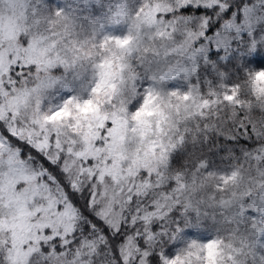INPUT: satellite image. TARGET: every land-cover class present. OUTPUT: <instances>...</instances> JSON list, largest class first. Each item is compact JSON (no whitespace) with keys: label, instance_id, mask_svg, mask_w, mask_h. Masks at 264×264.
Returning <instances> with one entry per match:
<instances>
[{"label":"rangeland","instance_id":"1","mask_svg":"<svg viewBox=\"0 0 264 264\" xmlns=\"http://www.w3.org/2000/svg\"><path fill=\"white\" fill-rule=\"evenodd\" d=\"M142 1L145 3V0H0V63L7 65L11 53L14 57L11 63L20 58L36 66L27 83L21 81L10 96L3 93L9 108L28 122L17 134L32 139L39 132L31 124H38L46 133L38 141V147L47 150L48 136L54 133L55 147L65 152L66 159L72 158L71 164L77 170L76 182L81 176L89 180L94 175L98 184L108 182L117 190V196L122 195L126 212L130 211L129 197L137 204L141 201L150 204L151 208L140 204L132 223L137 220L146 223L181 205L185 211L206 215L210 222L217 219L227 222L230 226L227 237L210 236L217 244L208 246L206 251L200 244L207 241H197L190 246L192 251L185 250L178 257L176 264L201 261L255 264L257 249L264 247L259 240L264 231V165L259 164L264 158V75L254 74L256 87L247 97L232 103H214L212 114L205 112L208 108L204 100L210 103L213 100L200 96L190 78L202 59L191 58L195 34L185 37L184 25L180 24L176 25L173 39H165L164 33L171 31L176 18L168 22L159 19L156 13L170 10V0H149L154 7L138 18L136 12ZM57 9L64 12L59 17L55 15ZM183 19L192 24L203 17L186 15ZM257 22L255 17L251 21L246 17L242 26L232 27L247 29ZM129 35L134 42L126 52L118 51L114 45L100 47L105 36ZM202 35L207 40L213 39L206 33ZM226 35L235 38L230 33ZM22 36L27 38V46L21 43ZM102 60L105 65L101 64ZM173 72L179 74L163 79L165 73ZM145 79L150 82L144 84ZM175 79L181 80L183 87L167 89L166 85ZM149 87H154L155 94L139 111H130L131 103L143 95L140 89L146 91ZM172 90L191 91V94L186 101L169 95ZM225 93L215 99L222 101ZM69 98H74L71 106L58 110ZM241 112L243 122L248 124L237 128ZM4 114L0 106V118ZM108 122L112 126L100 143L101 130ZM206 122L209 134L228 141V146L222 148V159L228 166L212 170L211 174L202 169L188 179L170 178L165 165L173 146L183 140L189 125L201 127ZM7 151L0 143V154ZM229 152L233 157L244 156L253 173L244 174L233 166L235 160L230 164ZM89 159L93 162L91 166L86 164ZM144 171L154 179L142 177ZM222 175L230 179L222 182ZM207 177L212 178L213 193L205 196ZM241 178L244 180L240 181ZM169 182L176 187L166 192L162 186ZM55 191L14 154L0 155V256L7 253L12 264H26L27 253L21 246L27 248L43 238V227L55 215ZM146 195L152 199H145ZM249 209L258 213L256 219L246 216ZM64 215L68 216L67 210ZM143 226L150 237L146 224ZM95 244L96 241L84 242L77 249L75 261L93 264ZM133 244L129 240L124 253H129L131 245L134 252ZM75 261L63 258L60 264H75Z\"/></svg>","mask_w":264,"mask_h":264},{"label":"snow or ice","instance_id":"2","mask_svg":"<svg viewBox=\"0 0 264 264\" xmlns=\"http://www.w3.org/2000/svg\"><path fill=\"white\" fill-rule=\"evenodd\" d=\"M51 2V0H49ZM154 4L145 0L136 12V17H142L146 12H150ZM170 10L157 12V17L161 20L172 22L175 19V25H171V31L164 33L165 39H173L177 32L176 25H184L185 37H190L193 33L196 38L191 41L193 46V55L191 58H207L220 63L222 54L227 55L228 59L223 65L225 68L234 69L241 76L248 74L264 75V0H257V3H249V0H170L168 4ZM220 13L217 16V13ZM64 12L60 9L55 10L57 17ZM186 15L202 16L203 19L197 23L190 24L189 21L183 19ZM246 17L251 21L253 17L257 19L255 26L251 24L247 29L243 27H232V25L242 26ZM190 30V31H189ZM206 33L213 37L212 40H207L202 34ZM226 33H230L229 38ZM21 43L27 46L28 40L25 37H20ZM131 35L129 36H105L100 41V47L103 49L106 46L111 48L113 45L118 51H125L131 48L133 44ZM207 47H204V45ZM235 46V47H234ZM215 48V51H211ZM14 59L9 53V63L4 65L0 63V106L4 109V115L0 118V143H3L7 148V153L0 155L14 154L20 160L29 165L34 172L39 173V179L46 184L49 189H55L54 195L57 196L55 206V215H52V222L47 224L42 229V239L30 243L25 248L21 246L22 251H26V264H34L36 257H39L42 264H53L57 258L63 257L67 261H75L77 249L84 242L100 241L92 249V255L95 257H103L104 260L100 264H105V261L114 262V264H140L143 260L145 264H176L179 256L185 251H192L191 245L197 244V241H207L206 244H200L202 248L207 249L208 246L217 244L216 239H210V235L216 225L207 218L206 215L183 209V206L176 207L166 218L164 222H153L149 225L150 231L153 234L162 232L167 228V232L160 236V243L151 251L146 243L147 235L143 230V222L137 220L132 223V217L136 215V209L140 204H146L151 208L146 201H141L140 204L136 200L129 197V212L124 213V218L116 224L112 221L111 215L107 214L104 205L98 202L99 189L93 190V185L98 184V177L93 176L87 183L84 182L83 176L80 181L76 182V178L69 171L65 170L66 154L62 149L55 147L56 135L53 133L48 136L49 146L47 150L38 147L40 141L46 134L40 129L39 125L32 123L31 127L39 135H33L29 139L25 135H18L17 132L26 126L27 121H22L20 117L6 103V97L3 93H8L9 96L13 93L14 88L19 87L21 81L28 82L30 74L36 71V66L28 64L23 59L15 58V63H11ZM105 65V61H101ZM247 70V72H245ZM178 72L171 74L165 73L163 79L166 80L170 76L178 75ZM148 79L144 80V84H148ZM99 83H102L100 81ZM167 89H177L183 87L182 81L175 79L166 85ZM239 85H231L230 92L223 95L222 101H217L213 98L210 103L204 100L203 104L206 108H211L212 103H232L237 97L232 94L234 89ZM154 87H149L145 91L140 89L143 95L136 99L130 105V111L137 112L155 93ZM95 91V89H94ZM191 91H169V95L177 98H183L187 101ZM74 98L66 99L63 107L58 110H64L71 106ZM237 107H240L237 105ZM241 123L236 125L240 128L241 125L248 123L244 121L243 113H238ZM111 122L106 123L105 128L101 130V141L107 137L108 130L111 128ZM241 130H244L241 128ZM249 134L251 130L248 129ZM208 132L202 135L206 136ZM244 143V141H241ZM186 145L181 140L178 146H173L169 154L170 166L173 168H183V161L188 153L182 151ZM203 150V149H202ZM55 154V155H54ZM203 162V159H200ZM92 160L89 159L86 164L92 165ZM219 164V160H214L205 167L204 171L211 174L212 164ZM233 176L235 173L232 174ZM142 177H147L149 180L154 179L147 171L141 173ZM230 177L222 175L220 180L227 182ZM75 182V186H74ZM176 187L174 183H169L164 186V191H170ZM219 187V185H218ZM67 210L68 216L64 213ZM246 216L256 219L258 213L253 210H246ZM139 230V231H138ZM130 238L134 240L137 249L136 257H126L123 254V249L128 245ZM261 244H264V231L259 236ZM191 241V242H189ZM103 249V252L99 249ZM258 256L255 257V264H264V247L258 248ZM146 253V255H141ZM204 252H201V256ZM0 264H12L7 253L0 256ZM79 264V261H75ZM196 264V262H193ZM203 264V261L200 262Z\"/></svg>","mask_w":264,"mask_h":264},{"label":"trees","instance_id":"3","mask_svg":"<svg viewBox=\"0 0 264 264\" xmlns=\"http://www.w3.org/2000/svg\"><path fill=\"white\" fill-rule=\"evenodd\" d=\"M143 3L144 1L139 2L140 5ZM215 50L216 49H211V51H215ZM227 59L228 56L222 54L219 64H217L215 60H211L207 58L205 59L202 58L198 60L194 74L190 78L192 79L193 83L197 86L196 89L198 90L200 96L213 100V98L219 96L224 91L227 92L232 91L231 85H239V87L235 88L234 92L232 93L237 97V99H239L240 97H247L249 94L252 93V90H254V88L256 87L255 81L253 79L254 74L252 75L245 74L241 76V74L236 72L234 69L225 68L223 65L226 63ZM245 72H247V70H245ZM213 108H215L214 103H212L211 108L204 110L205 112L212 114L211 112ZM204 117L199 121V123L203 122ZM208 126H209L208 122H206L205 125L203 123L201 127L199 126L197 127L196 124L193 123L189 125V128L184 131V138H183L186 147L184 149H181L182 151H186L188 153L187 157L183 161L184 167L173 168L170 166L171 160L170 162L168 160L167 164L165 165L167 172L166 175H168L170 178L188 179L190 176L198 174L199 170L204 169V166H202L203 162L205 163V167H207L208 164L214 160H219L220 163L218 165L213 163L211 167V171L212 170L218 171L228 166L222 159V155H223L222 148H226L229 143L228 141L224 142L217 136L209 134L210 127ZM206 132H208V134L202 138V135ZM235 155L236 156L233 157L232 154L230 153V155L227 156L229 157L227 158L229 163L231 164L235 160V164L232 163L233 166H237V168H239L241 171H244V174H249V175L252 174L253 172L251 171L253 169L248 166L247 163L248 161L244 158V156H240L239 154H235ZM200 159H203V162H201ZM71 161L72 158L68 156L65 161V170L69 171L71 174L76 176L77 170L73 167L74 164H71ZM259 164L264 165V158H262V161ZM214 176L218 177L217 174H215ZM91 179L87 180V178H84V182L87 183ZM243 180L244 179L241 178L240 181ZM206 183L207 184L205 185V190L208 192L205 193V196H208L210 193H213L211 192L213 190L211 185L212 178L207 177ZM97 187L100 193L98 202L104 205L105 212L111 215L112 221L116 224H119V222L124 218V213H126L125 209L123 208L124 203L122 202L121 199L122 195L121 197L117 196L116 195L118 193L117 190L114 187L112 188L111 184H108V182L106 183V181L101 184H94L93 190L94 191L97 190ZM145 199L150 200L152 199V196L146 195ZM172 211L173 210L167 212L166 214L164 213L159 218H154V219L151 218V220H148L146 223L143 224H146L147 230L150 231L149 225L151 223L164 222L166 218L169 217ZM208 219L212 221L209 217ZM248 222L249 220L246 221L245 223L246 226L249 225ZM135 223L136 222H133V224ZM212 223H214L216 227L210 236L216 235V236L227 237L229 233L226 232L229 231L230 229V226L227 224V222L223 221L222 219L221 220L217 219V221H213ZM165 232H167V228H165L162 232L157 234H153L151 232L152 235L150 237H147L148 239H146V243L148 245L149 251L157 247V245L160 243V236L163 235ZM130 242L135 243L134 240H132L131 238H130ZM98 243H100V241H96L95 245H97ZM131 246L129 253H124L123 250V254L126 257H132L134 259L137 254V249L135 246L134 252H132ZM99 251L103 252V249L101 248L99 249ZM141 255H146V253H141ZM92 258H93V264H100V261L104 260L102 256L97 258L92 255ZM62 261L63 258L59 257L57 258L56 261H53V264H60ZM34 264H42V262L40 261V259L36 260L35 258ZM105 264H109V262L105 261ZM111 264H114V262H111ZM140 264H145V261L142 260Z\"/></svg>","mask_w":264,"mask_h":264}]
</instances>
